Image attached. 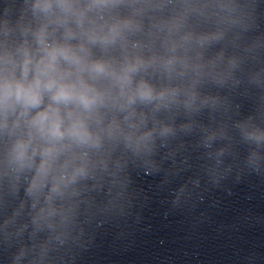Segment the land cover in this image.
Segmentation results:
<instances>
[{"label":"clouds","instance_id":"9594fccd","mask_svg":"<svg viewBox=\"0 0 264 264\" xmlns=\"http://www.w3.org/2000/svg\"><path fill=\"white\" fill-rule=\"evenodd\" d=\"M121 6H126V0H35L33 12L47 17L32 33L35 48L25 41L15 54L7 50L0 54V134L10 142L6 163L17 169H35L30 193L39 194L50 184L45 196L49 216L56 211L51 206L53 196L62 195L86 175L87 152L77 149L99 147L104 135H121L138 150L151 141L153 130H140L146 117L140 113L135 123L134 106L154 103L158 110L179 103L182 90L171 85L157 87L149 69L163 68L169 80L173 73L183 76L188 70L203 71L202 65L174 55L178 47L174 41L168 47L172 56L145 58L141 54L145 45L129 40L130 34L140 31V24L132 18L104 15ZM49 25H53L51 31ZM59 28H63L62 38L56 37ZM218 38L204 35L195 42L203 47ZM181 39L190 43L193 38L188 34ZM117 46L119 57L111 54ZM93 48L101 55L95 56ZM185 95V106L194 105L195 92L185 91ZM107 112L124 113L128 130L116 115L105 126ZM168 131L165 128L162 134ZM44 212L42 208V217ZM23 255L22 251L17 261Z\"/></svg>","mask_w":264,"mask_h":264}]
</instances>
